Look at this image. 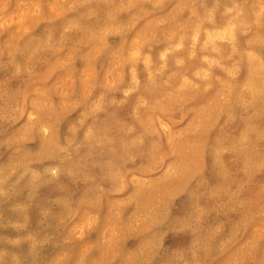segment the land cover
Returning a JSON list of instances; mask_svg holds the SVG:
<instances>
[{
  "label": "rangeland",
  "instance_id": "374dc122",
  "mask_svg": "<svg viewBox=\"0 0 264 264\" xmlns=\"http://www.w3.org/2000/svg\"><path fill=\"white\" fill-rule=\"evenodd\" d=\"M0 264H264V0H0Z\"/></svg>",
  "mask_w": 264,
  "mask_h": 264
},
{
  "label": "bare ground",
  "instance_id": "6f19581e",
  "mask_svg": "<svg viewBox=\"0 0 264 264\" xmlns=\"http://www.w3.org/2000/svg\"><path fill=\"white\" fill-rule=\"evenodd\" d=\"M168 37V36H167Z\"/></svg>",
  "mask_w": 264,
  "mask_h": 264
}]
</instances>
